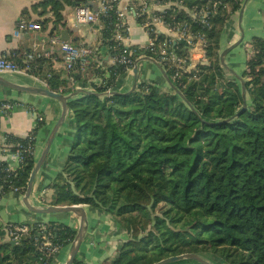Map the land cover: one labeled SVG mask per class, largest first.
Returning a JSON list of instances; mask_svg holds the SVG:
<instances>
[{"label":"trees","instance_id":"obj_1","mask_svg":"<svg viewBox=\"0 0 264 264\" xmlns=\"http://www.w3.org/2000/svg\"><path fill=\"white\" fill-rule=\"evenodd\" d=\"M51 2L57 27L62 6ZM240 4L231 0L210 29L191 24L192 31L206 36L208 63L199 67L196 80L185 84L184 76L174 82L178 91L141 83L130 93L120 92L126 70L117 63L103 67L93 61L86 71L68 69L73 80H87L92 69L98 82L90 80L92 92L68 101L74 142L50 188L54 205L97 208L125 228L129 239L103 264H153L206 250L227 264H264V39L250 41L246 109L241 110L239 83L228 79L219 63L222 28ZM102 34L111 56L118 57L124 46L114 45L110 29ZM37 66V74L50 69L44 60ZM48 73L42 76L50 90L71 93L68 78L52 69ZM33 166L34 156H25L17 171L15 184L23 191ZM36 227L18 242L0 227V264H39L31 237ZM45 227L60 247L76 235L64 224Z\"/></svg>","mask_w":264,"mask_h":264},{"label":"crops","instance_id":"obj_2","mask_svg":"<svg viewBox=\"0 0 264 264\" xmlns=\"http://www.w3.org/2000/svg\"><path fill=\"white\" fill-rule=\"evenodd\" d=\"M62 6L60 13L63 16L62 24L55 27L54 9L51 0H0V56L15 59L24 66L28 54L34 57L32 74L43 80L39 82L33 77L24 74L0 73L5 81L22 86L47 87V82L42 73L49 74V70L67 79L71 86V92L78 91L73 97L83 95L84 91L92 92L89 81H97L98 77L93 75L90 69L87 80H73L68 76V69L60 48V41H67L73 45H87L94 51L93 61H100L103 67L115 64V57L109 52V40H103L102 32L106 29L104 23L76 24L71 17V10L76 4H83L88 0H53ZM165 3V0L164 2ZM244 4V5H243ZM243 6V9H242ZM120 9L125 12L129 22V32L123 41V46L129 50H139L145 56L137 59L135 66L125 72L120 92L128 93L135 85L141 83L154 84L163 91H171L172 82L162 66L153 57L148 55L145 48L148 46V35L134 18V11L138 3L134 0H120ZM242 9V13L240 12ZM21 19L30 21H42V29L34 32H24L18 37L13 35L16 23ZM67 31L68 40H63L61 31ZM254 36L264 39V0H243L240 7L230 15L224 23L219 41V57L222 53L224 64L231 71L224 69L228 79L238 81L234 74L243 77L242 49L250 45ZM56 39L57 42H52ZM111 40V39H110ZM161 40V39H160ZM42 41H44L42 43ZM240 42V43H239ZM183 47V42H180ZM239 45L237 46V44ZM40 55V57H37ZM248 56L246 55V60ZM44 60L50 66L40 70L37 74V61ZM98 82V81H97ZM56 92V91H55ZM61 93V92H60ZM63 94V93H62ZM0 103H10L13 108L6 113L0 112V140L8 136L26 140L30 134L35 135L34 163L45 148L54 125L62 113V105L58 100L23 92L0 83ZM42 115L43 121L35 125L33 112ZM75 129L74 119L68 111L63 124L57 130L56 136L50 146L45 161L37 172L29 203L36 208L53 206V190L51 183L61 173L69 150L74 142ZM10 141H13L9 139ZM16 142V141H13ZM10 162L8 156L6 157ZM13 166L16 163L12 161ZM26 189V187H25ZM25 192V190H24ZM23 195L7 191L0 200V219L3 222L28 225H46L49 222L64 224L73 230L79 229V214L73 212L59 213H35L28 210L23 203ZM56 205V204H55ZM62 206V205H56ZM84 210L86 218V231L75 259L85 264H103L106 260L113 259L119 247L129 239L125 228L113 216L106 212L79 205ZM81 214V213H80ZM71 243L64 245L56 253L52 264H65L69 258Z\"/></svg>","mask_w":264,"mask_h":264},{"label":"built area","instance_id":"obj_3","mask_svg":"<svg viewBox=\"0 0 264 264\" xmlns=\"http://www.w3.org/2000/svg\"><path fill=\"white\" fill-rule=\"evenodd\" d=\"M134 1L138 3V8L132 11L134 18L139 20L149 37L148 47L145 48L148 55L159 62L173 83L184 76L187 81L196 77L199 67L208 63L207 39L203 32L192 31L191 24L200 26L202 29H210V22L218 12L229 11L231 0H165V3H163L164 0ZM119 4L120 0H88L86 3L76 4L70 14L76 24L104 23L105 27L111 31V41L115 46L121 47L130 28L127 16L120 9ZM177 15L186 18V21L177 20ZM41 29L42 21L21 19L16 23L13 35L18 37L21 33ZM52 42L57 40L52 39ZM180 42H183V47ZM60 48L67 69L78 66L80 71H86L93 62L94 51L87 45H73L67 41H60ZM251 50L250 45L245 47L246 52L250 53ZM143 56L145 55L137 49L125 48L115 58V63L123 65L125 70L129 71L137 63V59ZM33 62L34 57L30 54L24 66L11 57L0 56V73L29 75L43 83V80L32 74ZM105 93L110 96V89H107ZM12 108L13 105L10 103H0L1 113L9 112ZM32 112L35 125L38 126L43 121V117L36 111ZM34 152L35 136L33 134H30L22 144L6 138L0 140V200L7 191L23 195L22 188L15 184L17 171L22 166L25 156H34ZM7 156L12 159L10 162L6 159ZM12 161L16 163V166H13ZM0 227L5 230L7 239L18 242L30 236L32 225L6 223L0 219ZM36 228L37 234L31 237L40 255L39 264H52L61 247L53 241L52 232L44 225L39 224Z\"/></svg>","mask_w":264,"mask_h":264},{"label":"water","instance_id":"obj_4","mask_svg":"<svg viewBox=\"0 0 264 264\" xmlns=\"http://www.w3.org/2000/svg\"><path fill=\"white\" fill-rule=\"evenodd\" d=\"M242 9H243V6H242ZM242 9H240L241 13H242ZM61 35H62V39L63 40H68L67 31L66 30H62L61 31ZM239 43L237 44V46L239 45ZM224 54L225 53H222L220 55V57H219L220 64L222 65V67L224 69H227L228 71L229 70L231 71V69H229L223 62ZM136 71H137V67L135 66L134 69H133V72L136 73ZM234 75L236 76L237 80L241 83V92H242V97H243V106H242L241 110H244V109L247 108L245 81H244L243 77H241V76H239L237 74H234ZM0 83L7 84L8 86H10L12 88H15L17 90L23 91V92L36 94V95H41V96H45V97H49V98L58 100L61 103V105H62L61 116L58 119V121L56 122V124L54 125L49 137L47 138L45 148L43 149V151H42L41 155L39 156V158L37 159V161L34 163V166H33L32 170L30 172L28 181L26 183V189H25V192H24V196H23V203H24V206L28 210H30L32 212H35V213L73 212V213L79 214V217H80V219H79V229H78V231H77V233L75 235L74 240L71 242L70 255H69V258H68L67 262L65 263V264H72L74 259H75V257H76V254H77V252L79 250V247H80V245L82 243L84 233L86 231V224H85L86 223V218H85L84 210L82 208H80L79 205H62V206L53 205V206H48V207H44V208H36V207L32 206L29 203V197L31 196V193H32V187H33V182H34L35 176H36L37 172L39 171V169L41 168V166L43 165V163L45 161V158L47 156V153H48V151L50 149V146H51V144H52V142H53V140H54V138L56 136L57 130L63 124V122H64V120L66 118V115H67V113L69 111L68 101L71 98H73L77 94L78 91L71 92V93L65 95V94H62L60 92L52 91V90H50L47 87L22 86V85L9 83V82L5 81L1 77H0ZM169 83H170V85H171V87L173 89L178 91L174 87L172 82L169 81ZM134 89H135V85L128 93L132 92ZM88 93H90V92L89 91H84L83 95H86ZM112 93L113 92H111L110 95ZM104 94L106 95V93H104ZM240 111L236 114V116L240 113ZM183 259H190V260L196 261V262H198L200 264H213V263L207 262L206 260L201 258L199 255L191 254V253L170 256V257L162 259V260H160V261H158L156 263H153V264H172V263L181 261Z\"/></svg>","mask_w":264,"mask_h":264},{"label":"rangeland","instance_id":"obj_5","mask_svg":"<svg viewBox=\"0 0 264 264\" xmlns=\"http://www.w3.org/2000/svg\"><path fill=\"white\" fill-rule=\"evenodd\" d=\"M242 52H243L242 53V61H243V65L244 66L242 68V72L241 73H243L245 71V69H246V61H247L246 60V55L249 57L251 51H250V53L249 52H246L244 50V48H243L242 49ZM219 63H220V61H219ZM197 73H196V77H194L193 79H191L192 81L197 79ZM243 79H244V73H243ZM191 80L190 81H187L185 84L191 82ZM262 81H264V75L262 76ZM237 82L239 83V86L241 88V83L239 81H237ZM247 100H248V96H247V92H246V102H247ZM242 106H243V104H242ZM197 255H199L201 258H203L207 262H210V263H213V264H227V262L223 259L224 257H222V259L221 258H218V255L213 254L212 251H207V250L206 251H203V252L201 251V253H199ZM189 260L190 259H183L181 261H178V262H175V263H172V264H194L193 262H190Z\"/></svg>","mask_w":264,"mask_h":264}]
</instances>
